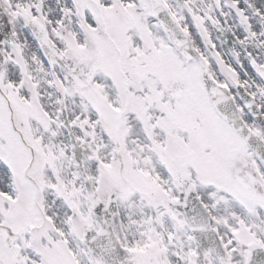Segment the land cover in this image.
<instances>
[{"label":"snow or ice","instance_id":"obj_1","mask_svg":"<svg viewBox=\"0 0 264 264\" xmlns=\"http://www.w3.org/2000/svg\"><path fill=\"white\" fill-rule=\"evenodd\" d=\"M0 264H264V0H0Z\"/></svg>","mask_w":264,"mask_h":264}]
</instances>
